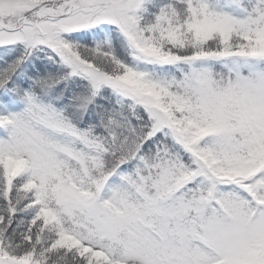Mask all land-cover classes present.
<instances>
[{
	"label": "snow or ice",
	"instance_id": "snow-or-ice-1",
	"mask_svg": "<svg viewBox=\"0 0 264 264\" xmlns=\"http://www.w3.org/2000/svg\"><path fill=\"white\" fill-rule=\"evenodd\" d=\"M0 264H264V0H0Z\"/></svg>",
	"mask_w": 264,
	"mask_h": 264
}]
</instances>
